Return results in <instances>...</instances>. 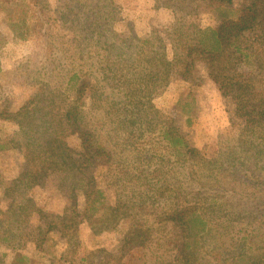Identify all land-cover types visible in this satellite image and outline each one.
Masks as SVG:
<instances>
[{
    "label": "rangeland",
    "instance_id": "rangeland-1",
    "mask_svg": "<svg viewBox=\"0 0 264 264\" xmlns=\"http://www.w3.org/2000/svg\"><path fill=\"white\" fill-rule=\"evenodd\" d=\"M252 3L264 15V0H233L232 10ZM221 14L234 16L232 11H215L209 0L193 4L191 0H0V264H12L18 255L25 256L28 264H157V253L163 257L159 264H181L180 247L171 249L166 246L169 242L152 236L129 240L140 224L135 216L104 225L102 210L90 224L85 198L73 189L69 173L51 170L33 187L21 185V174L36 164L25 158L27 139L14 115L30 103L33 108L41 98L37 94L49 93L59 107L78 106L81 91L88 95L100 86L97 62L104 42L115 40L130 55L139 41L161 36L171 54L172 29L216 28ZM193 59L195 67L188 76L173 74L167 85L151 92L161 125L184 136L201 152L202 160L218 158L225 167L239 171L236 191L215 189L209 194L197 184L183 182L179 209L197 212L196 203L203 211V196L210 197L208 203L214 197L223 215L239 216L229 230L231 236L252 239L254 248L264 252V153L257 156L249 144L244 145L250 132L237 101L223 95L220 82L209 76L203 55L193 54ZM101 114L91 111V122L98 123ZM121 135L129 138V144L137 142V136ZM66 139L70 148L79 149L76 136ZM101 165L95 161L92 171ZM174 170L184 172L180 166ZM197 170L201 182H210L203 167ZM168 181L174 185L171 176ZM229 181L228 177L224 185ZM170 196L175 198L165 193L155 210L171 206ZM107 197V206L113 205V190ZM203 246L200 258L208 251V243Z\"/></svg>",
    "mask_w": 264,
    "mask_h": 264
},
{
    "label": "trees",
    "instance_id": "trees-1",
    "mask_svg": "<svg viewBox=\"0 0 264 264\" xmlns=\"http://www.w3.org/2000/svg\"><path fill=\"white\" fill-rule=\"evenodd\" d=\"M209 1L215 11H232L234 16L221 14L216 28L183 31L173 27L169 32L171 54L161 36L139 41L130 55L115 40L104 42L106 48H101L97 62L100 86L88 95L81 91L78 106L59 107L49 93L44 97L37 94L36 98L42 99L33 108L30 103L15 113L14 119L27 139L25 158L36 164L21 174L20 181L30 188L47 177L48 171L69 173L73 189L85 198L90 224L102 210L104 225L135 216L140 224L133 228L129 240L146 241L152 236L169 242L166 246L171 249L180 247L181 264H264L263 248H254L252 239L231 236L229 230L239 216L223 215L214 197L208 203L210 197L203 191V211L196 203L197 212L179 209L185 194L183 182L197 184L209 194L215 189L236 191L239 170H230L218 158L207 162L203 156L202 160L201 152L184 136L161 125L160 113L150 97L156 86L169 83L171 75L188 76L195 67L193 54L203 55L209 76L220 82L224 96L238 103L237 110L250 132L244 145L249 144L257 156L264 153V15L259 14L256 3L233 11V0ZM91 111L102 113L96 124L89 118ZM121 133L137 136V142L129 144V138ZM68 136L77 137L79 149L70 148ZM95 161L102 165L92 171ZM176 166L184 172L174 170ZM202 167L208 183L201 182L197 169ZM228 177L231 181L225 186ZM111 190L115 202L107 206V191ZM167 192L175 195L170 196L171 206L155 210ZM206 242L208 251L200 258L199 250ZM155 257L159 264L163 257L158 253ZM27 260L18 255L12 264H28Z\"/></svg>",
    "mask_w": 264,
    "mask_h": 264
}]
</instances>
